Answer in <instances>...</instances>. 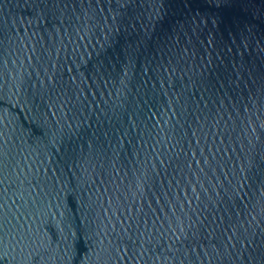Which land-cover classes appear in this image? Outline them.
Instances as JSON below:
<instances>
[{"label":"water","instance_id":"water-1","mask_svg":"<svg viewBox=\"0 0 264 264\" xmlns=\"http://www.w3.org/2000/svg\"><path fill=\"white\" fill-rule=\"evenodd\" d=\"M0 264H264V0H0Z\"/></svg>","mask_w":264,"mask_h":264}]
</instances>
